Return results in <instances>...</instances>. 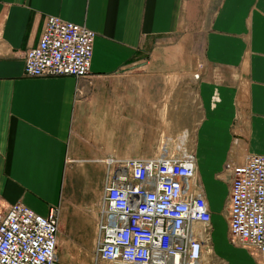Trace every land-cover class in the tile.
Instances as JSON below:
<instances>
[{
    "label": "crops",
    "instance_id": "crops-1",
    "mask_svg": "<svg viewBox=\"0 0 264 264\" xmlns=\"http://www.w3.org/2000/svg\"><path fill=\"white\" fill-rule=\"evenodd\" d=\"M47 15L96 31L92 84L81 94L72 75L24 73V51L37 43ZM180 33L185 44L171 47L183 46L187 66L202 62L194 146L214 228L222 225L218 254L229 264H261L228 239L221 214L228 180L217 174L230 156L264 154V0H0V210L20 201L47 215L62 205L75 121L98 113L114 140L130 118L104 112L106 78ZM66 222L76 228L79 218Z\"/></svg>",
    "mask_w": 264,
    "mask_h": 264
},
{
    "label": "built area",
    "instance_id": "built-area-1",
    "mask_svg": "<svg viewBox=\"0 0 264 264\" xmlns=\"http://www.w3.org/2000/svg\"><path fill=\"white\" fill-rule=\"evenodd\" d=\"M95 37L96 31L84 24L45 16L37 43L24 51L25 75H72L77 93H83L92 84ZM111 169L96 207L97 261L229 264L214 248L212 212L194 143H177L165 156L117 159ZM217 175L228 180L221 214L229 241L264 264V154L230 156ZM59 212L51 206L47 215L41 214L20 201L0 210V264H62Z\"/></svg>",
    "mask_w": 264,
    "mask_h": 264
},
{
    "label": "rangeland",
    "instance_id": "rangeland-1",
    "mask_svg": "<svg viewBox=\"0 0 264 264\" xmlns=\"http://www.w3.org/2000/svg\"><path fill=\"white\" fill-rule=\"evenodd\" d=\"M183 37L180 33L163 39L152 54L135 59L106 78L109 88H104L103 100L99 101L105 106L104 112L126 111L130 118L129 124L122 125L125 130L113 131L114 140L107 137L111 124L106 126L104 116L98 113L83 115L75 121L69 141L63 204L57 205L60 263L103 264L95 256L99 217L96 207L106 176L117 159L165 156L177 143H194L201 109L196 91L199 79L195 75L201 73L202 62H188L187 66L183 46L171 47L178 42L185 44ZM177 46L180 50L175 49ZM194 51H199L198 46ZM110 153L113 157H109ZM109 158L115 159L113 165L108 163ZM64 206L69 209L65 220ZM75 217L79 218L76 228L66 222ZM222 234V225L216 224L213 241L217 253L222 249Z\"/></svg>",
    "mask_w": 264,
    "mask_h": 264
},
{
    "label": "bare ground",
    "instance_id": "bare-ground-1",
    "mask_svg": "<svg viewBox=\"0 0 264 264\" xmlns=\"http://www.w3.org/2000/svg\"><path fill=\"white\" fill-rule=\"evenodd\" d=\"M195 76H196V75H195ZM107 161H108V162H111V161H112V159H111V158H109V159H107Z\"/></svg>",
    "mask_w": 264,
    "mask_h": 264
}]
</instances>
